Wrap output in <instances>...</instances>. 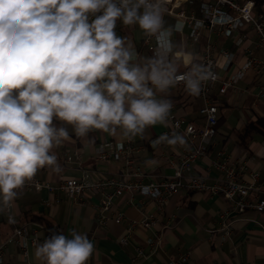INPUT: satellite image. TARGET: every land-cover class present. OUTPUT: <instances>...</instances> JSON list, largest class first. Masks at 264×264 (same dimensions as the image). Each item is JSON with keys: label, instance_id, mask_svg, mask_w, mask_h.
I'll return each instance as SVG.
<instances>
[{"label": "crops", "instance_id": "crops-1", "mask_svg": "<svg viewBox=\"0 0 264 264\" xmlns=\"http://www.w3.org/2000/svg\"><path fill=\"white\" fill-rule=\"evenodd\" d=\"M255 7L259 10L256 4ZM189 8L201 16L200 0H194ZM261 10H264V4ZM164 27L171 30L169 38L174 51L191 53L200 63L203 49L210 42L218 63L220 80L212 94L219 109L217 134L209 155L198 159L191 173L204 175L209 183L214 182L222 172L213 165V161L218 151L224 150L231 161L241 168L243 182L251 183L254 171L260 172V180L263 181L264 127L253 133L246 130L251 122L264 117V73L248 69L237 88L229 87L226 92H219L222 81L243 66L249 51L264 57L263 48L258 46L256 31L251 25L242 23L233 37L203 30V36L195 41L189 36L191 28L187 25L178 30L165 21ZM116 31L131 41L142 57L154 55L155 50L151 48L156 44L154 36L148 40L136 38L140 29L137 26H123L119 21ZM224 50L234 55L229 65H226ZM183 70L187 69L181 65L180 71ZM165 98L171 101L178 114L201 125L202 101L197 95L175 85ZM65 126L70 139L52 150L59 169L45 167L35 175L54 185L63 179L80 178L84 170L93 179L118 176L149 182L153 178L172 174L170 160L176 161L181 153L178 144L170 145L160 139L168 128L167 123L151 126L142 135L133 137L141 141L143 147L132 156L131 164L114 159L97 161L95 155L100 143L127 138L122 137L119 131L116 135H109L99 130H92L81 137L75 134L71 125ZM136 171L145 175L141 178L134 176ZM251 195L264 198V190L252 191ZM13 202L16 225L28 222L42 225L39 228L40 242L57 232L70 235L75 229L87 233L95 244L88 264H264V213L252 209L239 212L222 195L212 192L184 189L171 195L163 204L152 198H143L140 194L133 199L128 195L116 197L109 212L110 218L105 223L99 220L101 195L97 191L83 199H76L58 189L50 191L44 188L41 191L18 192ZM117 212L123 214L120 222H115L113 218ZM149 216L154 223L147 227L142 220ZM227 222H231L230 236H226L223 227V223ZM12 229L13 224L7 222L4 208L0 210V245L4 246V260L0 264H35V246L30 247L29 256L25 258L19 243L8 241ZM157 236L162 237L160 245L149 241ZM122 238H126L127 243H123ZM138 248L142 249L140 255Z\"/></svg>", "mask_w": 264, "mask_h": 264}, {"label": "clouds", "instance_id": "clouds-1", "mask_svg": "<svg viewBox=\"0 0 264 264\" xmlns=\"http://www.w3.org/2000/svg\"><path fill=\"white\" fill-rule=\"evenodd\" d=\"M163 0H0V210L39 169L58 170L53 149L92 130L124 138L166 125L178 82L199 94L211 67L174 51ZM157 38L151 57L117 34V22ZM183 65L187 70L180 72ZM55 121V122H54ZM161 141L183 143L179 135ZM9 222H14L9 217ZM87 233H52L37 242L35 264H88Z\"/></svg>", "mask_w": 264, "mask_h": 264}, {"label": "built area", "instance_id": "built-area-1", "mask_svg": "<svg viewBox=\"0 0 264 264\" xmlns=\"http://www.w3.org/2000/svg\"><path fill=\"white\" fill-rule=\"evenodd\" d=\"M193 2L194 0H163L164 22L167 21L170 26L178 30H182L186 25L189 26L191 28L189 36L195 41L203 36V30L219 36L233 37L242 23L249 24L257 33L258 46L264 50V10H257L253 0H200L201 16H197L189 8ZM135 37H142L145 40L150 38L141 30ZM155 39L156 44L151 46L154 50L158 46L157 38L155 37ZM160 43H170V38L162 37ZM222 53L227 58L226 65H229L234 59V55L225 50ZM200 63L206 67H211V70L216 74V78L204 82L201 91L197 94L202 101L200 113L203 121L201 125L198 126L189 121L184 115L178 114L172 105L167 121L168 128L163 132V136L167 135L171 138L179 135L183 139L182 144L177 143L181 147L179 158L176 161L170 160V165L173 168L172 174L143 182L140 179L129 180L118 176L93 179L90 173L84 170L80 178L63 179L55 185L34 176L17 192L41 191L44 188L50 191L58 189L72 198L83 199L91 192L97 191L101 195L99 220L102 223L110 218L109 212L116 197L128 195L129 198L133 199L136 194H140L143 198H152L159 204H163L171 195L184 189L220 194L231 202L239 212L252 209L264 213V198L251 195L252 191L260 192V190H264V180H260V172L254 171L251 174V183L243 182L241 180V168L231 161L224 150L218 151L217 158L213 161V165L222 172V175L216 178L214 182L209 183L204 175L191 173V168L195 162L209 155L214 145L213 140L217 134L219 123V109L212 94L215 85L220 80V74L217 60L213 56V45L210 42L203 49ZM248 69H253L256 73H264V57L257 56L253 51H249L243 66L236 73L222 81L219 92L224 93L229 87L237 88L239 80ZM184 71L186 70L180 72L183 73ZM176 85L185 87L183 82H178ZM260 94L262 95V91ZM142 147L143 143L133 137L126 140L106 141L98 145L95 157L97 161L114 159L117 161L125 160L128 164H131L133 162L132 156L139 152ZM133 175L141 178L145 174L136 171ZM13 205L14 202L10 207L5 208L7 222L13 224V231L8 241L15 240L18 242L23 256L28 258L30 247L41 241L39 228L42 225L36 222L16 225ZM9 217L14 222H9ZM113 218L115 222H120L123 214L117 212L113 215ZM142 223L148 227L154 223V219L149 216L143 219ZM223 227L226 230V236H230L231 222L223 223ZM161 240L162 237L157 236L156 239H150L149 241L155 245H160ZM122 242L127 243L126 238H122ZM3 247V244H1L0 263L4 260ZM137 251L138 255L142 254L141 248H138Z\"/></svg>", "mask_w": 264, "mask_h": 264}, {"label": "trees", "instance_id": "trees-1", "mask_svg": "<svg viewBox=\"0 0 264 264\" xmlns=\"http://www.w3.org/2000/svg\"><path fill=\"white\" fill-rule=\"evenodd\" d=\"M257 8L259 10H261L262 5L264 4V0H255L254 1ZM264 127V117H260L258 118L256 121L251 122L248 126H247V133H253L255 131H261V129ZM51 230H54L53 227H49Z\"/></svg>", "mask_w": 264, "mask_h": 264}]
</instances>
